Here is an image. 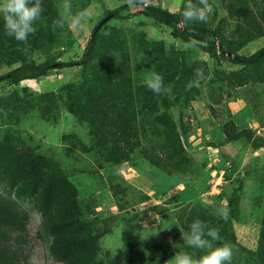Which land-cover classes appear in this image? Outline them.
<instances>
[{
  "label": "rangeland",
  "instance_id": "374dc122",
  "mask_svg": "<svg viewBox=\"0 0 264 264\" xmlns=\"http://www.w3.org/2000/svg\"><path fill=\"white\" fill-rule=\"evenodd\" d=\"M54 1L60 12L62 0ZM87 2L71 0L73 13L87 8L91 19L83 27H68L72 36L53 49L34 43L32 34L24 42L4 43L0 76L24 64L80 60L97 24L128 0ZM135 2L159 5L183 19V6L176 7L175 0ZM244 2L241 10L230 0H209L214 10L203 24L215 28L228 49L250 56L264 48V0ZM142 10L134 4L124 19L108 24L92 55L95 68L114 77L103 76L83 93L77 90L75 101H69V91L81 85V67L57 69L19 86L0 84V143L9 138L20 151L30 149L60 168L77 187L85 217L111 228L100 239L95 264H142L153 257L163 264L185 251L198 259L206 250L182 240L180 218L190 204L209 216V228L220 227L221 240L213 245L232 246L231 264H264V61L247 67L212 57ZM189 23L200 22L179 26ZM156 44L185 64L181 77L157 70ZM198 68L204 79L189 88ZM123 71L126 77L118 79ZM151 71L163 76L168 91L146 116L140 91ZM170 124L180 143L175 138L166 150ZM231 128L244 137L229 139ZM3 188L0 180L2 193ZM224 208L227 220L219 215ZM30 216L27 232L12 242L21 264H61L51 256L48 240L38 235L40 214L30 210ZM125 230L132 232L133 245L124 242Z\"/></svg>",
  "mask_w": 264,
  "mask_h": 264
},
{
  "label": "trees",
  "instance_id": "16d2710c",
  "mask_svg": "<svg viewBox=\"0 0 264 264\" xmlns=\"http://www.w3.org/2000/svg\"><path fill=\"white\" fill-rule=\"evenodd\" d=\"M134 4L142 6L141 14L144 17L170 27L175 37L187 44L200 45L204 52L212 57L226 58L233 64L247 67L256 66L264 61V48L250 56L239 55L236 51L228 49L226 44L218 39L215 28L203 23H189L182 28L179 26L181 13H173L159 5H149L134 0L131 5L127 2L108 12L104 19L97 24L80 60L69 62L52 60L41 65L24 64L0 76V84L19 86L25 80L45 77L57 69L81 67L84 71L82 83L78 88L75 85L71 86L69 91V101H75L79 97L76 95L77 90L83 93L86 88H91L92 83L98 84L102 81L103 76L112 75V72L99 71L95 68V56L92 55L94 46L108 24L121 18L124 19L125 13L129 12ZM230 4L235 9L242 10L243 6L246 7L244 0H230ZM42 5L44 11L35 22L36 31L32 35L35 36L34 43L38 42L50 50L62 44L72 34L69 32L68 25L63 29L53 30V21L58 18L60 13L54 0H42ZM251 40L248 39L245 43ZM12 42L16 43V40L6 35L3 19L0 17V53L3 52L2 45L4 43L12 45ZM163 49L162 45H155V51L158 54L157 70L168 71L172 78L181 77L185 71V64L175 56H166ZM126 75L127 72L123 71L117 78L122 79ZM140 92L144 93L140 101L145 108L149 109L146 113L148 116V113L156 111L158 100L162 94H154L146 85ZM84 98L86 99V97ZM40 105L41 108L44 107L42 103ZM136 110L137 106H134L130 113L134 115ZM166 131L165 139L168 145L165 148L169 150L173 148L172 145H169V141H175V138H178L180 143V135L171 124L167 125ZM226 133L232 140L241 139L245 135L244 132H235L232 128ZM0 180L4 187L3 193L0 192V264H21L19 253L13 248L12 242L15 235H23L27 232L31 219L30 210L40 214L41 228L38 235L48 240L49 252L57 262L61 264H95L101 249L100 239L110 233L111 228L104 222L102 225H97L96 221L98 220H88L85 217L79 203L77 187L69 181L60 168L51 167L46 158L36 155L30 149L20 151L9 138H5L0 143ZM4 192L10 195L7 196ZM183 209L180 226L185 233L194 220L200 219L206 222V218L209 217L201 212L198 204H190ZM219 228L217 227L218 230ZM179 239L180 236L176 241ZM133 240L132 232L125 230L124 242L127 245H133ZM217 242H212V244ZM155 262L154 257L150 262L142 260V264H155ZM258 262L261 261L252 263Z\"/></svg>",
  "mask_w": 264,
  "mask_h": 264
},
{
  "label": "clouds",
  "instance_id": "9594fccd",
  "mask_svg": "<svg viewBox=\"0 0 264 264\" xmlns=\"http://www.w3.org/2000/svg\"><path fill=\"white\" fill-rule=\"evenodd\" d=\"M131 5L134 0H128ZM183 6L182 21L206 23L209 15L213 12V5L209 0H175V6ZM61 11L57 19L53 21V30L63 29L66 25L71 27L76 25L83 27L91 19L89 9L84 8L75 13L72 11L71 0H62ZM44 8L42 0H0V17L3 19L6 35L13 37L17 41H27L30 34H34L35 22L41 17ZM204 79L202 69L195 70V78L188 84L189 88L199 87ZM145 85L154 94L161 95L168 89L164 86V79L160 73L149 72L144 80ZM229 210L224 208L219 210L222 219H228ZM207 229V231H205ZM182 240L186 246L196 249L206 250L201 257L194 258L189 252H177L173 258L167 260L165 264H231L233 258V248L228 243H221L214 246L212 240L220 241L219 231L216 228H209L207 223L200 219L194 220L188 231H182ZM206 237H210L211 240Z\"/></svg>",
  "mask_w": 264,
  "mask_h": 264
}]
</instances>
